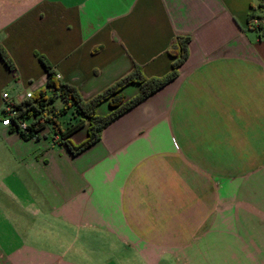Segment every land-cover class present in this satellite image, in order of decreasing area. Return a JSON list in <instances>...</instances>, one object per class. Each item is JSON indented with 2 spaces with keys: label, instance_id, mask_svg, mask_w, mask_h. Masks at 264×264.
Here are the masks:
<instances>
[{
  "label": "crops",
  "instance_id": "1",
  "mask_svg": "<svg viewBox=\"0 0 264 264\" xmlns=\"http://www.w3.org/2000/svg\"><path fill=\"white\" fill-rule=\"evenodd\" d=\"M259 2L23 0L0 23L15 66L0 60V113L4 93L18 103L45 87L34 53L88 100L134 64L165 75L170 42L190 37L178 77L76 157L46 128L23 141L0 124L40 199L26 192L25 203L51 219L55 245L84 229V243L121 248L118 264H264V29L248 22L252 12L264 20ZM137 92L124 90L127 99ZM85 138L86 126L71 136ZM16 236L0 240V264L62 258Z\"/></svg>",
  "mask_w": 264,
  "mask_h": 264
},
{
  "label": "trees",
  "instance_id": "2",
  "mask_svg": "<svg viewBox=\"0 0 264 264\" xmlns=\"http://www.w3.org/2000/svg\"><path fill=\"white\" fill-rule=\"evenodd\" d=\"M258 9L264 12V0H260ZM253 19H259L258 27L252 26ZM251 29L259 35L264 29L261 14L252 12L248 16ZM190 37L177 36L169 44L166 53L173 59L170 70L160 77H146L142 66L134 64L131 71L115 81L99 94L85 100L78 89L60 80L53 66L43 56L34 53L39 65L47 76L45 87L34 92L30 99L13 105L16 115L11 118L10 133H16L23 141L40 139V133L47 127L57 136L58 144L64 146L72 157H76L95 145L101 139L103 130L115 120L153 96L163 87L174 81L179 68L187 60ZM0 60L10 71L15 66L6 50L0 45ZM137 86L138 92L127 99L124 90ZM106 103L109 111L99 114V107ZM70 114L73 122L62 126V120ZM25 123L22 128L21 124ZM86 126V138L75 144L71 136Z\"/></svg>",
  "mask_w": 264,
  "mask_h": 264
},
{
  "label": "rangeland",
  "instance_id": "3",
  "mask_svg": "<svg viewBox=\"0 0 264 264\" xmlns=\"http://www.w3.org/2000/svg\"><path fill=\"white\" fill-rule=\"evenodd\" d=\"M22 2L23 0H0V23L4 20L11 21L18 16L24 9ZM70 121L74 120L68 114L63 118L62 126L65 127ZM46 130L52 139H57L49 127ZM80 135L79 133L75 140H78ZM10 143H6L0 136V240L3 237H13L14 242L16 237L14 244H18L17 234L25 244L62 257L45 256L43 261L32 258V262L29 260L28 263L22 261L17 264H118L121 248L111 240L94 239L91 243H84V229L69 234L60 233L62 241L55 245L52 237L54 225L49 222L51 219L48 216L44 219L38 216L35 208L25 203L26 192L32 195L34 205L37 204L36 201L40 204V199H36V189L27 177L25 167L13 158L15 154L22 155L23 152L16 150V146Z\"/></svg>",
  "mask_w": 264,
  "mask_h": 264
},
{
  "label": "built area",
  "instance_id": "4",
  "mask_svg": "<svg viewBox=\"0 0 264 264\" xmlns=\"http://www.w3.org/2000/svg\"><path fill=\"white\" fill-rule=\"evenodd\" d=\"M259 23H260L259 19H253L252 26L256 28L258 27ZM31 95H32L31 92L25 93L21 101L30 99ZM2 100H3V109L1 111L0 124L3 127L9 128V126L11 125V118L16 115V111L14 110V107H13V105L16 102H13L6 93L2 95ZM21 127L24 128L25 123L21 124Z\"/></svg>",
  "mask_w": 264,
  "mask_h": 264
}]
</instances>
